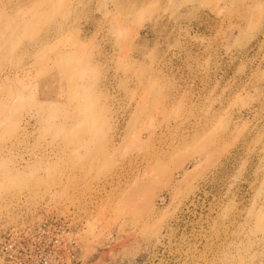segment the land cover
<instances>
[{"label":"rangeland","instance_id":"1","mask_svg":"<svg viewBox=\"0 0 264 264\" xmlns=\"http://www.w3.org/2000/svg\"><path fill=\"white\" fill-rule=\"evenodd\" d=\"M29 2L0 0V264L45 219L58 264H264V0Z\"/></svg>","mask_w":264,"mask_h":264},{"label":"built area","instance_id":"2","mask_svg":"<svg viewBox=\"0 0 264 264\" xmlns=\"http://www.w3.org/2000/svg\"><path fill=\"white\" fill-rule=\"evenodd\" d=\"M26 225L27 226H21V228L18 229L21 230L20 232L24 233H19L17 238L13 236V240L10 243L13 245L18 238L23 239V237L27 236L29 242L24 243L23 246L26 245L30 247L27 248L26 251L29 250L31 255L36 258V264H58L55 262V257L60 254L61 247H66V251L71 248L73 240L67 239V241L64 242L59 234L54 233L56 226L53 223L47 222V219L33 226L30 224ZM67 234H69V232ZM69 237H71L70 234ZM19 245L21 244L19 243ZM60 264L67 263L62 262Z\"/></svg>","mask_w":264,"mask_h":264},{"label":"bare ground","instance_id":"3","mask_svg":"<svg viewBox=\"0 0 264 264\" xmlns=\"http://www.w3.org/2000/svg\"><path fill=\"white\" fill-rule=\"evenodd\" d=\"M19 1H22V0H19ZM23 1H28V4H30V2H29L30 0H23ZM41 1H44V0H41ZM49 4H57V0H45L44 4L42 5V6H45L44 8H42V9L36 8L35 11H32L33 13L30 14L31 16L27 20L28 22L25 23V27L27 30L29 29V27H34L35 23L39 22L38 20H41L43 17H47V13L45 15H43V12H45L44 10L47 9V6L49 7ZM54 10L51 9L50 13H52ZM17 16H21V15H17ZM19 21H20V17H17V20L15 19V22L18 23ZM55 24H59V22H57ZM5 78H6V80L8 79L7 77H5ZM162 157L164 159H166L164 156H162ZM147 224L148 223H145V225H147ZM263 224H264V222H263Z\"/></svg>","mask_w":264,"mask_h":264}]
</instances>
